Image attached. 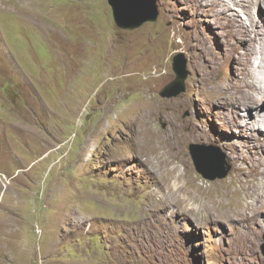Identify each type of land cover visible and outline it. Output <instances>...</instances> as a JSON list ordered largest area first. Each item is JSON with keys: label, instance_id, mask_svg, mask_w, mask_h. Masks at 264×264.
Instances as JSON below:
<instances>
[{"label": "rangeland", "instance_id": "374dc122", "mask_svg": "<svg viewBox=\"0 0 264 264\" xmlns=\"http://www.w3.org/2000/svg\"><path fill=\"white\" fill-rule=\"evenodd\" d=\"M155 3L0 0V264H264V0Z\"/></svg>", "mask_w": 264, "mask_h": 264}, {"label": "water", "instance_id": "95a60500", "mask_svg": "<svg viewBox=\"0 0 264 264\" xmlns=\"http://www.w3.org/2000/svg\"><path fill=\"white\" fill-rule=\"evenodd\" d=\"M112 7L113 19L118 27L134 29L146 21H155L158 16L155 0H107ZM173 69L176 78L168 85L169 89L177 93L185 89L184 80L187 77V61L183 53L173 57ZM163 91V90H162ZM171 91V90H170ZM163 93V92H162ZM164 94V93H163ZM193 164L197 172L206 179L224 177L230 165L223 167V154L216 146L198 143L189 144ZM211 161H217V166H211ZM223 167V169H222Z\"/></svg>", "mask_w": 264, "mask_h": 264}, {"label": "bare ground", "instance_id": "6f19581e", "mask_svg": "<svg viewBox=\"0 0 264 264\" xmlns=\"http://www.w3.org/2000/svg\"><path fill=\"white\" fill-rule=\"evenodd\" d=\"M146 110H147V109H146ZM143 116H144V115H143ZM140 128H141V127H139V129H140ZM143 128H144V127H143ZM141 130H142V129H141ZM141 130H140V131H141ZM149 131H150V130H149ZM147 133H148V132H147ZM153 135H154V134H153ZM149 138H151V137H148V139H149ZM155 138H156V137H155ZM153 139H154V138H153ZM160 139H161V138H160ZM155 141H156V140H155ZM151 143H153V141H152ZM157 143H158V141L156 142V144H157ZM149 144H150V143H148V145H149ZM153 146H154V145H153ZM153 146H151V147H153ZM157 146H158V145H157ZM173 170H175V169H174V168L171 169V168L169 167V164H168V163L165 164V172H166V174H167L168 177L171 176V173H172ZM177 176H178V179H179V178H182V177H183V174H182V173H181V174L179 173ZM173 186H174L176 189H179V188H180V186L178 185L177 182H175ZM175 191H176V190H175ZM178 200H179V198H178ZM178 200H177V201H178Z\"/></svg>", "mask_w": 264, "mask_h": 264}, {"label": "clouds", "instance_id": "9594fccd", "mask_svg": "<svg viewBox=\"0 0 264 264\" xmlns=\"http://www.w3.org/2000/svg\"><path fill=\"white\" fill-rule=\"evenodd\" d=\"M110 5V4H109ZM111 6V5H110ZM111 9H112V7H111Z\"/></svg>", "mask_w": 264, "mask_h": 264}]
</instances>
